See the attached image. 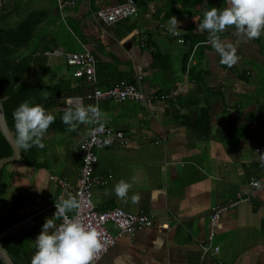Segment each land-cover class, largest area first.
Here are the masks:
<instances>
[{
	"label": "crops",
	"instance_id": "0c3cea01",
	"mask_svg": "<svg viewBox=\"0 0 264 264\" xmlns=\"http://www.w3.org/2000/svg\"><path fill=\"white\" fill-rule=\"evenodd\" d=\"M72 1L58 10L55 0H0V28H14L28 14L40 13V18L31 16L39 20L28 35L22 29L12 37L23 44L9 43L10 53L3 59L20 58L25 67L19 65L25 69L20 80L30 78L38 86L32 103L53 115L64 111L68 100L82 98L85 105L92 104L84 98L92 86L73 76L74 67L65 63L71 52L93 56L94 87L110 86L123 74L145 97L144 105L97 102L102 121L121 130L128 144L95 150L94 172L104 176L105 183L92 187L91 203L97 210L118 207L142 213L152 222L130 236H115L94 264H264V189L248 184H264L256 152L264 153V34L245 41L232 27L221 33L240 57L229 68L205 43L208 32L198 28L204 12L217 8L215 0H200L181 10L180 36L169 32L171 17H165L175 0H135L136 16L113 24L102 23L94 12L118 0ZM59 124L67 126L62 120ZM89 126L48 130L42 142L62 134L54 137L62 146L47 156L48 150L39 148V167L21 160L2 165L0 221L8 223L3 232L17 247L13 259L18 264H31L34 240L45 219L54 215L41 210L56 196L72 195L49 176L75 183L77 145ZM132 177L135 183L125 203L116 197L114 185ZM106 190L111 195H105ZM133 194H139V203L131 202ZM231 201L236 204L210 225L213 209Z\"/></svg>",
	"mask_w": 264,
	"mask_h": 264
},
{
	"label": "clouds",
	"instance_id": "9594fccd",
	"mask_svg": "<svg viewBox=\"0 0 264 264\" xmlns=\"http://www.w3.org/2000/svg\"><path fill=\"white\" fill-rule=\"evenodd\" d=\"M134 10V6H133ZM169 32L173 36H180L179 21L172 16L169 21ZM229 27L234 28V35L245 41L260 39L264 34V0H228V6L223 9L212 7L203 14L199 23L200 31H207L205 41L220 57V63L229 68L238 63L240 57L237 48L229 42L223 41L220 34ZM48 97L45 96L46 100ZM68 107L61 117L69 131H76L81 124L97 125L92 133H102L105 119L99 105H85L81 98L79 102L67 101ZM15 128V143L25 151L33 146L43 149L42 142L56 117L46 111L42 104L24 100L12 112ZM262 167H264V153L256 151ZM135 183L119 180L113 191L118 199L128 202V193ZM253 187L264 189V184L253 180ZM105 195H111L108 190ZM139 194L131 196V202L139 203ZM82 202L77 196L61 197L55 203V213L46 218L42 230L35 238V253L31 257V264H94L99 254L106 250L104 235L95 225L85 222L81 215ZM72 215H69V214ZM57 221H61L57 224Z\"/></svg>",
	"mask_w": 264,
	"mask_h": 264
},
{
	"label": "built area",
	"instance_id": "2783aa9c",
	"mask_svg": "<svg viewBox=\"0 0 264 264\" xmlns=\"http://www.w3.org/2000/svg\"><path fill=\"white\" fill-rule=\"evenodd\" d=\"M73 4L72 0H55V6L58 10H62L65 6ZM134 6V10H133ZM137 14V6L135 0H118L113 5H106L96 9L95 17L104 24H113L121 20L134 17ZM144 36L141 38V40ZM220 62V57H219ZM65 63L73 66L72 75L81 79L84 84L92 86L90 92L84 95V98L90 100L93 105H97L98 101L110 100L114 102L131 101L139 105H144L145 97L138 86L134 83H128L119 80L114 84L98 88L94 87L96 78L94 74V58L87 51L71 52L66 54ZM104 125L102 133H92V130L97 125L89 126L86 137L77 145V151L80 158V165L77 170L75 183H70L64 177L49 176L62 189L77 196L82 202L81 215L87 223L97 226L104 235V242L106 250L99 254V258L111 247L114 243L115 236L132 235L137 227L150 226L151 217L142 213H130L118 207H107L102 210H97L91 203V189L94 186H99L105 183V177L94 172V165L96 162L95 150L103 147H117L122 148L128 144V137L121 131L114 129L110 125L101 121ZM252 181L249 185L253 187ZM59 197H55V201L46 206L41 212L46 215L54 214L55 203H58ZM236 204V201H231L227 205L216 207L209 215V224H213L220 213L226 211ZM72 215V214H69ZM61 221H57L59 224ZM108 225L114 230L115 234H111ZM2 233H0L1 235ZM212 232L209 231L207 239L211 237ZM206 248V247H205ZM204 248V249H205ZM35 245L33 247L32 256L35 253ZM217 247L212 248V252H216ZM97 259V260H98ZM96 260V261H97ZM95 261V262H96ZM94 262V263H95Z\"/></svg>",
	"mask_w": 264,
	"mask_h": 264
},
{
	"label": "trees",
	"instance_id": "16d2710c",
	"mask_svg": "<svg viewBox=\"0 0 264 264\" xmlns=\"http://www.w3.org/2000/svg\"><path fill=\"white\" fill-rule=\"evenodd\" d=\"M142 1V0H141ZM200 0H175L174 5L168 7L166 16L165 17H172L175 16L177 19L181 16V10L185 8H191L195 3L199 2ZM218 9H223L227 7L225 4V0H215ZM137 2H140V0ZM34 14H38L40 18V13L32 12L28 14L21 22H19L14 28L11 29H2L0 28V98H1V106L3 110L4 119L6 122L7 127L9 128L10 132L12 133L13 137L15 138V128H14V121L12 117V112L18 105L23 102L24 100H31L33 102L35 93L38 89L37 84L32 81L30 78L25 80H20V77L24 73V66L21 63L22 61L20 58L15 59L13 61H5L3 58L7 56V53H10V49L7 48L9 43L13 44L14 46H18L21 43L20 41H12V37L17 33H20L22 29H26L28 31L27 35L29 34V30L34 24L37 23L39 20L35 17L32 19L31 16ZM14 38V37H13ZM27 39H25L26 44ZM24 68H21V66ZM192 74V73H191ZM120 79L126 80L127 82H132V79L128 76H124L123 74L117 75L115 81H119ZM114 84V83H113ZM112 85V84H111ZM63 112H58L54 116L56 117L55 122L50 125L49 131L54 130V132L61 131L63 132L66 130L67 126H61L59 121H61V117ZM201 115V114H200ZM20 149V148H19ZM39 151L38 147L33 146L29 150L25 151L20 149V160L23 164L32 166V167H39L41 166L40 163L37 162V153ZM10 155V147L4 140V138L0 135V158ZM2 168H0V177ZM13 220V219H12ZM14 221V220H13ZM12 221V222H13ZM5 224H8L5 222ZM5 224L0 221V233L3 232ZM8 240V234L3 232L0 236V242L3 245L7 254L11 257L13 264H18L16 259H13L14 254H16L17 247L15 243H3V240ZM16 256V255H15ZM1 264V262H0Z\"/></svg>",
	"mask_w": 264,
	"mask_h": 264
},
{
	"label": "water",
	"instance_id": "95a60500",
	"mask_svg": "<svg viewBox=\"0 0 264 264\" xmlns=\"http://www.w3.org/2000/svg\"><path fill=\"white\" fill-rule=\"evenodd\" d=\"M0 135L4 138L8 146L10 147V155L0 158V168L3 164L9 161H18L20 160V149L17 147L15 143V138L10 132L9 128L6 125L3 110L1 106V98H0ZM0 261L2 264H13L2 245L0 244Z\"/></svg>",
	"mask_w": 264,
	"mask_h": 264
},
{
	"label": "rangeland",
	"instance_id": "374dc122",
	"mask_svg": "<svg viewBox=\"0 0 264 264\" xmlns=\"http://www.w3.org/2000/svg\"><path fill=\"white\" fill-rule=\"evenodd\" d=\"M172 1H174V0H170V2H172ZM167 2V1H166ZM169 2V3H170ZM170 5V4H169ZM262 86H264V83H262ZM101 110V109H100ZM53 134V133H52ZM62 136V134L61 135H56L55 133H54V135L51 137V138H49V137H47L46 138V142L44 143V145H45V148L48 150L46 153H45V156H47L49 153H52L53 151H55L56 149H61V144L60 143H54V137H55V140L56 139H58V137H61ZM47 162L49 163V161H48V158H47Z\"/></svg>",
	"mask_w": 264,
	"mask_h": 264
}]
</instances>
